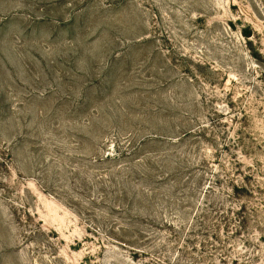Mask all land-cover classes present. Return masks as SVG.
Wrapping results in <instances>:
<instances>
[{
  "label": "rangeland",
  "instance_id": "1",
  "mask_svg": "<svg viewBox=\"0 0 264 264\" xmlns=\"http://www.w3.org/2000/svg\"><path fill=\"white\" fill-rule=\"evenodd\" d=\"M0 264H264V0H0Z\"/></svg>",
  "mask_w": 264,
  "mask_h": 264
}]
</instances>
